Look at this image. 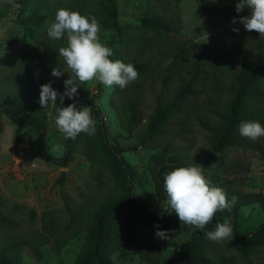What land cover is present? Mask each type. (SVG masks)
Wrapping results in <instances>:
<instances>
[{
  "label": "rangeland",
  "instance_id": "rangeland-1",
  "mask_svg": "<svg viewBox=\"0 0 264 264\" xmlns=\"http://www.w3.org/2000/svg\"><path fill=\"white\" fill-rule=\"evenodd\" d=\"M115 1L118 32L100 29L99 40L115 49L123 63L144 64V71L124 89L115 85L106 88L97 81H77L79 89L73 99L65 97L61 104L58 96L55 106L42 108L38 102L41 86L50 84L62 94L63 79L72 75L59 55V49L67 45L66 34L56 40L47 35V28L61 8L97 19L99 0H28L24 5L0 0V103L24 97L27 104L22 108L27 113L39 104L46 116L44 151L58 157L65 136L55 124L57 109L73 103L89 108V101L94 99L110 144L120 150L131 169L135 202L141 210L160 215L167 208L156 193L150 171L151 157L167 145L168 151L182 156L188 166H201L212 186L241 198L236 227L239 236L247 234L264 222V208L253 201L255 195L264 198V136L256 140L243 137L238 126L235 143L221 152L213 151L212 141L219 115L236 87L240 59L253 62L255 42L259 41L264 50V36L243 26L232 32L222 0H206L209 16L201 10L200 0ZM145 14L162 17L171 31L144 29L140 20ZM33 15L45 17L33 20ZM196 63L199 69L193 93L163 121L155 137L139 146L138 137L157 104L175 95ZM54 68L64 74L52 76ZM130 102L136 105L138 119L127 131L123 119ZM248 107L264 109V79L256 85ZM253 121L264 127V115ZM15 128L0 112V264L3 245L10 241L22 243L18 248L20 264H72L82 247L91 212L106 197L117 195L116 175L84 141L75 144L73 161L67 166L49 163L40 155L35 130L25 125L20 144L15 146ZM172 215L165 225L136 221L131 238L126 236L121 215L116 216L110 247L112 262L165 264L175 251L173 244L188 242L194 230L180 223L174 211ZM48 222L49 231L43 228ZM157 231L168 232V238L157 237ZM48 232L47 243L39 249L41 257H34L31 244ZM69 234L74 236L56 252L54 240L61 243ZM206 252L222 264H264L262 248L242 256L227 240L207 239Z\"/></svg>",
  "mask_w": 264,
  "mask_h": 264
},
{
  "label": "trees",
  "instance_id": "trees-1",
  "mask_svg": "<svg viewBox=\"0 0 264 264\" xmlns=\"http://www.w3.org/2000/svg\"><path fill=\"white\" fill-rule=\"evenodd\" d=\"M12 2L24 5L28 0H11ZM225 2L228 10V18L231 19V31L243 26L239 23L241 17L249 16L250 11L244 8L241 12H236V4L240 0H222ZM99 17L97 21L101 30H109L113 33L118 32V10L115 0H99L98 2ZM201 10L209 16V7L206 0H200ZM44 15H33V20H41ZM236 23H233V20ZM140 23L144 29L156 33H168L171 31L169 23L160 16L145 14ZM238 50V49H236ZM113 55L109 59L115 61L120 60V57L115 49H111ZM256 57L253 62H248L245 58H241L236 76V87L232 93L231 99L219 115L220 121L217 125L216 134L212 141V149L214 152H221L223 149L233 145L235 139V131L241 122L261 120L264 115V109L249 110V102L256 85L260 80L264 79V50L259 41L255 42ZM132 64L138 73H142L146 68L144 64H136L134 61L125 64ZM199 66L196 63L186 80L181 81L175 95L168 101L162 104H157L149 121L138 137V145H144L155 137L163 121L178 110L186 97L193 93L192 86L195 82ZM65 81V79H63ZM81 89V88H80ZM82 90V89H81ZM27 104L24 97L11 98L5 103H0V112L4 114L14 125V144H20L21 135L24 131L25 125L30 126L35 130L39 137V151L41 157L49 163L56 164L62 167L67 166L73 161L74 147L79 141H84L85 144L101 158L111 168L117 178L116 194L114 196L106 197L94 210L91 212L85 234L83 237L82 247L74 259L72 264H114L110 258V247L113 239V227L115 225L114 219L121 215L122 223L126 231V236L131 238L133 233L134 223L136 221L141 223H149L154 225H165L173 216V211L169 208L160 215H150L141 210L135 202V193L133 186V178L131 169L121 155V152L116 147L112 146L107 138L105 123L99 107L91 99L88 103L89 111L95 121V134L88 135L80 133L75 139H64L62 154L58 157H53L45 153V128L46 116L44 112L39 109V104L32 107L29 113L23 110V106ZM126 116L123 119V126L125 130L129 131L138 119V112L136 105L132 102L128 103L126 107ZM248 115V117H246ZM177 167H188L184 158L177 154H172L168 151V146L165 145L151 157V176L154 181L155 190L158 197L166 202V193L163 189L164 174L172 171ZM64 179V175H60L59 182ZM227 196L230 203V209L219 211L215 214L212 221L203 229L194 228L191 238L188 242L175 245V251L165 264H222L212 259L206 252V233L215 229L217 223H223L227 218L233 228V239L228 241L230 246L237 250L242 256H247L257 251L259 248L264 250V222L259 226L251 229L247 234L239 236L237 233V215L239 206L242 203L241 198L235 197V203L232 204L233 196ZM254 202H258L264 208V198L255 195ZM48 225L44 229L48 230ZM46 233L40 236L31 244V252L36 258L41 257L40 247L47 243ZM74 234H69L61 243L58 239L54 240V250L57 252L59 246L64 244ZM22 243L10 241L5 242L1 255V264H20L18 259V248Z\"/></svg>",
  "mask_w": 264,
  "mask_h": 264
},
{
  "label": "clouds",
  "instance_id": "clouds-1",
  "mask_svg": "<svg viewBox=\"0 0 264 264\" xmlns=\"http://www.w3.org/2000/svg\"><path fill=\"white\" fill-rule=\"evenodd\" d=\"M244 8L249 9L250 15L241 17L239 23L246 31H255L264 36V0H240L236 4V12L239 13ZM232 22L236 23V20ZM99 32L100 25L95 17H86L63 8L56 12L55 22L47 28V35L59 40L66 34L67 45L59 49V55L72 75L64 81L65 91L62 94L52 89L50 84L41 86L38 102L42 108L49 104L55 106L58 96L61 104L65 97L73 99L79 89L77 81H97L106 88L115 85L124 89L138 78L139 73L132 64L109 59L113 53L100 42ZM63 74L58 68H54L51 73L57 78ZM57 113L55 124L66 138L75 139L80 133L95 134V121L88 107L78 108L73 103L57 109ZM239 133L243 137L256 140L264 136V127L257 121H245L240 123ZM202 170L201 166L195 165L177 167L168 172L163 180L167 197L165 211L170 208L180 223L197 229H203L209 224L217 212L231 207L225 192L212 186ZM235 199L233 197L232 204ZM168 235L165 231L156 232V236L161 239H167ZM206 238L213 242L231 241L233 228L230 221L225 218L223 223H217L214 230L206 233Z\"/></svg>",
  "mask_w": 264,
  "mask_h": 264
}]
</instances>
